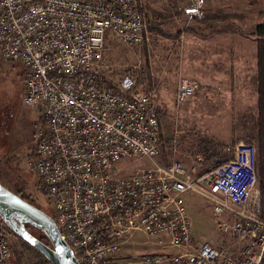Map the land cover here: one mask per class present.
<instances>
[{"label": "built area", "instance_id": "2783aa9c", "mask_svg": "<svg viewBox=\"0 0 264 264\" xmlns=\"http://www.w3.org/2000/svg\"><path fill=\"white\" fill-rule=\"evenodd\" d=\"M206 2L176 0L190 21L204 18ZM108 34L127 46L147 40L142 0H0V58L20 68L22 104L40 110L30 166L61 239L79 264H260L254 145L238 143L199 172L157 162L163 143L151 94L128 73L116 84L96 76ZM197 89L179 80L175 101ZM191 194L221 218L223 248L193 241ZM135 233L153 239L155 251L124 254ZM9 257L0 220V264Z\"/></svg>", "mask_w": 264, "mask_h": 264}, {"label": "rangeland", "instance_id": "374dc122", "mask_svg": "<svg viewBox=\"0 0 264 264\" xmlns=\"http://www.w3.org/2000/svg\"><path fill=\"white\" fill-rule=\"evenodd\" d=\"M142 12L147 40L127 46L108 34L93 65L96 76L104 84H116L128 73L138 92L151 94L163 143L157 162L176 160L185 170L199 172L214 165L216 156L205 158L213 152L228 159L238 143H249L244 138L256 101L254 32L264 24V0H207L200 21L182 18L176 0H142ZM181 79L195 81L198 89L177 104L175 87ZM22 95L19 66L0 59V184L53 218L30 166L40 110L24 106ZM204 141L211 149H203ZM184 200L193 241L223 248L226 242L216 228L221 218L212 215L209 203L194 194ZM153 241L135 233L122 251L139 257L155 251ZM7 242L10 253L12 248L22 253L24 264L38 263L8 231Z\"/></svg>", "mask_w": 264, "mask_h": 264}, {"label": "water", "instance_id": "95a60500", "mask_svg": "<svg viewBox=\"0 0 264 264\" xmlns=\"http://www.w3.org/2000/svg\"><path fill=\"white\" fill-rule=\"evenodd\" d=\"M0 220L8 232L40 254L49 264H79L61 239L53 219L1 184ZM25 226L39 232L48 244L34 238L26 231Z\"/></svg>", "mask_w": 264, "mask_h": 264}, {"label": "trees", "instance_id": "16d2710c", "mask_svg": "<svg viewBox=\"0 0 264 264\" xmlns=\"http://www.w3.org/2000/svg\"><path fill=\"white\" fill-rule=\"evenodd\" d=\"M255 36L257 37V62H256V101L252 113L248 117L249 119V131L246 133L245 138L247 142L253 143L256 151V176H257V189L259 193V217L264 220V24L259 25L255 29ZM210 142H203V149L209 147ZM215 152L206 156V159H210L212 156H216L217 160L213 162L214 165H218L222 161L226 160V156H217ZM230 158V157H229ZM30 204V203H28ZM25 229L34 238L41 241L44 244H48L45 238L36 230L29 226H25ZM11 234L10 232H8ZM21 248L27 253L31 254L34 259L38 260L37 264H49L40 254L35 252L27 244L21 242ZM11 264H24L23 255L16 249H11ZM10 262V257H9ZM260 264H264V252L262 254Z\"/></svg>", "mask_w": 264, "mask_h": 264}, {"label": "crops", "instance_id": "0c3cea01", "mask_svg": "<svg viewBox=\"0 0 264 264\" xmlns=\"http://www.w3.org/2000/svg\"><path fill=\"white\" fill-rule=\"evenodd\" d=\"M1 59V58H0ZM2 61V60H1ZM3 62V61H2Z\"/></svg>", "mask_w": 264, "mask_h": 264}]
</instances>
